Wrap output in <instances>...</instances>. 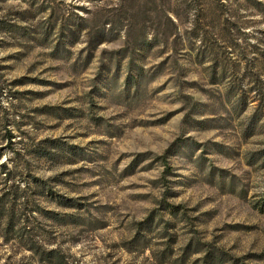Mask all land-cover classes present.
Here are the masks:
<instances>
[{"label": "rangeland", "instance_id": "obj_1", "mask_svg": "<svg viewBox=\"0 0 264 264\" xmlns=\"http://www.w3.org/2000/svg\"><path fill=\"white\" fill-rule=\"evenodd\" d=\"M0 264H264V0H0Z\"/></svg>", "mask_w": 264, "mask_h": 264}, {"label": "trees", "instance_id": "obj_2", "mask_svg": "<svg viewBox=\"0 0 264 264\" xmlns=\"http://www.w3.org/2000/svg\"><path fill=\"white\" fill-rule=\"evenodd\" d=\"M257 120V119H256Z\"/></svg>", "mask_w": 264, "mask_h": 264}]
</instances>
